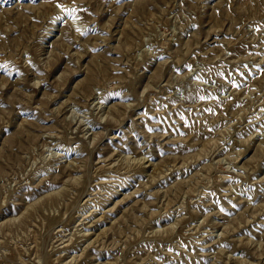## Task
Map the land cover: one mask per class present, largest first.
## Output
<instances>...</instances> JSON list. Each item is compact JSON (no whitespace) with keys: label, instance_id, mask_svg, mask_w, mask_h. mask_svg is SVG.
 <instances>
[{"label":"rangeland","instance_id":"rangeland-1","mask_svg":"<svg viewBox=\"0 0 264 264\" xmlns=\"http://www.w3.org/2000/svg\"><path fill=\"white\" fill-rule=\"evenodd\" d=\"M0 264H264V0H0Z\"/></svg>","mask_w":264,"mask_h":264},{"label":"bare ground","instance_id":"bare-ground-1","mask_svg":"<svg viewBox=\"0 0 264 264\" xmlns=\"http://www.w3.org/2000/svg\"><path fill=\"white\" fill-rule=\"evenodd\" d=\"M88 82V81H87ZM88 83H86L85 85H87Z\"/></svg>","mask_w":264,"mask_h":264}]
</instances>
